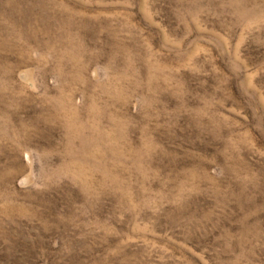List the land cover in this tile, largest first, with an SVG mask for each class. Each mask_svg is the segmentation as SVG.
<instances>
[{"label":"rangeland","instance_id":"374dc122","mask_svg":"<svg viewBox=\"0 0 264 264\" xmlns=\"http://www.w3.org/2000/svg\"><path fill=\"white\" fill-rule=\"evenodd\" d=\"M0 264H264V0H0Z\"/></svg>","mask_w":264,"mask_h":264}]
</instances>
